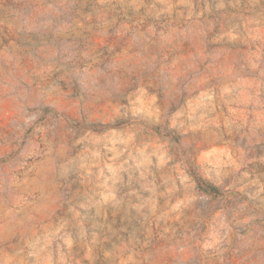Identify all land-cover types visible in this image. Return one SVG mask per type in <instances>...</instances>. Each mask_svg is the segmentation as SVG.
Segmentation results:
<instances>
[{"label": "clouds", "instance_id": "clouds-1", "mask_svg": "<svg viewBox=\"0 0 264 264\" xmlns=\"http://www.w3.org/2000/svg\"><path fill=\"white\" fill-rule=\"evenodd\" d=\"M0 264H264V0H0Z\"/></svg>", "mask_w": 264, "mask_h": 264}, {"label": "rangeland", "instance_id": "rangeland-1", "mask_svg": "<svg viewBox=\"0 0 264 264\" xmlns=\"http://www.w3.org/2000/svg\"><path fill=\"white\" fill-rule=\"evenodd\" d=\"M213 3H214V0H213Z\"/></svg>", "mask_w": 264, "mask_h": 264}]
</instances>
